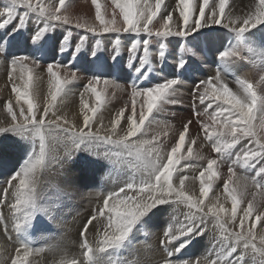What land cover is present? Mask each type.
Segmentation results:
<instances>
[{
    "label": "snow or ice",
    "instance_id": "snow-or-ice-1",
    "mask_svg": "<svg viewBox=\"0 0 264 264\" xmlns=\"http://www.w3.org/2000/svg\"><path fill=\"white\" fill-rule=\"evenodd\" d=\"M112 3L115 8L119 9V14L123 20L122 30L125 33L139 34L142 31L149 37L155 35L158 38L156 43L159 45V58L163 60L166 57L165 44L161 43L160 39H166L170 36L187 37L189 32L196 33L202 27L201 19L205 18V6L208 4V0H202V3L199 5V16L195 19H192V0H177V7L183 6L180 11V17L183 20L180 30L173 32L169 28V21L172 19V15L169 13L164 17V30H157L155 33L150 30L149 25L152 24L158 14H162L163 0H156L155 10L149 4V0H143L142 3L141 0H112ZM59 4L60 6H64L65 0H59ZM92 4L95 8V18L100 25L99 30L94 25L81 23L80 21L76 22L75 27L78 29L84 28L92 33H97V31L103 33H119L121 28L116 26L117 21L115 16L111 20H106L101 13L99 0H92ZM227 4L228 0H218L217 7L220 17H223ZM163 7L166 8L167 5H163ZM255 8V12L249 13L238 27L233 26L237 23L236 19H230L229 23L223 24L224 28L229 29L233 33L232 39L234 41V43H231L219 53V59L226 73L230 70L231 58L238 57L241 50H247L250 53L255 52L256 49L253 47V44L257 41L264 45V33H261L258 37L256 31H251L258 30L257 26L264 27V0H257ZM20 9H24L25 11L21 13ZM60 13L61 7L55 6L52 3L45 4L43 0H35V2L34 0H10V4L4 8L3 12H0V20H2L0 22V30H6L14 20H18V23L14 25L11 32L5 31V35L0 37V54L6 60L8 59L7 47L9 42L17 36H22L27 31V22L31 14H34L43 23V27L37 25L36 29L30 35V40L32 45L37 47V50L42 48L43 42L47 39L49 28L72 23L68 15H61ZM5 16L7 17L6 19H4ZM190 20L192 21L191 23ZM207 20H210L216 25H221L222 23V19L217 17L215 11L212 15L207 16ZM84 43L85 38L81 36L73 47L70 42V37L65 35L59 42L60 52L63 54L71 50V58L74 61L79 58ZM117 43L119 42L117 41ZM140 44V40L133 39L129 48L130 54L132 52H138ZM142 44L143 55L138 56L139 64L134 66L135 79L129 85L131 89L130 96L133 114L127 117L129 126L126 135L116 140H113L112 137L116 133L121 117L124 116V109H120L119 115L112 120V134L101 136L99 129L95 133L91 131L92 120L99 111L108 88L120 87L115 81L103 78L107 69L101 65L85 70L91 73L85 90L92 92L97 104L89 108L82 101V111L83 109H88L93 115L89 116L85 113L83 116V127L77 130L74 127L63 128L62 125L57 123L61 119L59 116L56 117V120H45L57 96L65 91L67 84L71 83V80L67 78V73L65 74V78L63 80L61 79L59 75L61 65L59 63H48L47 65V72L50 77L49 94L51 101L46 102L43 113L38 114V105L34 102L35 97L30 96L29 92L32 81V69L25 62L31 61L34 66H38L40 61L34 56H11L8 76L11 79L13 72L19 69L24 84L22 89L15 85L12 87V91L16 95L17 107H20L19 117L14 112L10 103L5 104V111L11 117V123L7 127H0V134L7 135L10 133L22 140L31 142L30 150L26 153V158L23 163L7 179V184L13 188L12 194L15 197V203L11 206L13 209V218L16 220L14 229L22 237L21 246L23 248L22 256L20 255V249H17V256L12 259V264H28V257L32 252V248L28 243V229L32 226L33 219L38 214L48 215V209L42 205L37 196L36 182L38 169L45 166L46 140L48 138L52 140L59 138L55 133V129H61L62 133L67 134L63 136V139L70 141L76 151L80 150L81 146H84L86 151H91L94 147H99L101 144L122 145L128 151V154L134 155L138 161L137 164L132 165L135 172L133 177L126 182L125 187L120 188L118 192H111L105 197L103 207L99 209V215L104 216L106 212L111 213V215L108 216V223L104 233L102 235L98 233L99 239L97 240L95 248L86 239L83 240L81 247L85 249L83 252L84 264H101L97 254H104L109 250H121L130 245L135 234L145 229L157 212L164 210L162 206L172 202L185 203L190 211L186 214L185 221L181 222L179 228L174 229L170 225L164 232L165 239L161 240V244L165 245V251L168 257H172L173 255L172 251H168L169 245H173L174 242L178 243V246H174V251L175 253H179L192 242L194 236H202L206 227V221L209 215H211L213 217V224L220 231V234L224 236L227 233L224 239L234 242L226 246V255H219L218 259L210 261L209 264H244L245 256L249 251L254 254V261L258 257L259 264H264V235H261L259 244H256L255 233L252 231L256 227V221H259L264 216V213L256 216V220L253 221L250 229L245 230L244 228L245 220L251 217L254 211L255 197L248 202L244 216L240 218L239 227L241 230L239 232H232L227 227L228 223L235 221L239 201L245 195L243 191L237 193L236 189L229 188L231 174H234L233 167L239 164L246 171L249 168L255 171L256 175L252 177L253 185L264 188V166H259L258 164V161L264 163V143L256 139L255 149H243L242 156L240 152L236 153V160L228 166L230 175L229 179L224 183V189L231 199L232 209L231 216L226 221L221 216L222 213H226V209L222 205L219 208L215 206L209 207L207 213H203L202 207L204 204L203 197L208 195L211 187L210 183H205L204 177L207 176L209 182L217 177V160L209 159L206 170L201 171L199 174L201 199L196 200L186 192L184 185L187 177L180 178L179 187H176L173 183L172 178L176 170V165L179 164L181 159L185 158L177 154L182 152L191 121L184 124L178 141L167 154L166 162H162L163 158L158 148H148L145 150L144 145L150 144L152 141L145 140L131 144L128 142L129 138L136 137L138 133L143 131L146 121L149 120L150 114L154 110H163V105L176 103V100L173 99L177 91L175 86L183 83V80L179 78L178 74L177 78L165 79L163 82L156 83L154 86L145 87L142 84H137L136 81L138 80H147L152 71L151 58L149 56V39H144ZM181 47L183 48L184 46L182 45ZM91 55L96 60L99 59L95 46L92 48ZM112 59L115 61L116 57H112ZM111 67L108 66L109 69ZM177 67L178 70H183L186 67V61L183 57L179 59ZM26 73L27 78L25 79ZM71 78H76V72L71 73ZM261 79L264 81V77ZM101 83H103L104 87L98 88L97 85ZM235 83L237 90L233 91L228 86V83L224 81V77L221 75L220 68L218 67L214 78L210 77L207 80L199 81L194 89V92L199 93L202 104L206 99L210 101L209 108L212 107V101L217 102L216 111L212 112L210 119L213 121V124L219 121L221 129H227L226 133L224 131L207 132L209 126L201 122V127L206 130V138L211 140L214 135H230L232 137L231 144L226 143L221 146L217 143L213 145V150L217 153H222L223 148L232 147L242 137H256V126L253 124V121L256 119L257 113L260 114L259 127L264 129V95H258L253 85L245 79L235 77ZM201 86H203L202 91L200 90ZM139 98L143 99V103L140 107L137 122L134 117L136 115V105ZM21 99L27 104V114H25L23 107L19 105ZM205 112H207V109ZM194 115L198 114L194 111ZM85 128L88 131H85ZM37 139L39 140L38 152L35 147ZM155 139L153 137V141ZM188 153L191 155V147L188 148ZM68 155H72V153L70 152ZM109 155V151H105L104 156L107 158ZM220 163H223V159ZM136 173L139 174L138 179ZM244 179L247 181L248 177ZM15 181H18V183L14 184L13 182ZM8 191V188L4 189L5 193ZM133 191L136 195L127 194ZM110 200L112 203H110ZM20 212H22V217L17 218L16 213ZM201 213L202 215H198ZM94 219H96L95 213L84 225V231L81 232L82 237L85 236L89 225ZM240 245L243 246V250L239 255H236ZM63 264H77V262L76 260H71L64 261ZM165 264H172V261L166 260ZM176 264H183V262L177 261Z\"/></svg>",
    "mask_w": 264,
    "mask_h": 264
},
{
    "label": "bare ground",
    "instance_id": "bare-ground-1",
    "mask_svg": "<svg viewBox=\"0 0 264 264\" xmlns=\"http://www.w3.org/2000/svg\"><path fill=\"white\" fill-rule=\"evenodd\" d=\"M77 1H79V2H77ZM34 2H35V0H34ZM43 2L45 4L52 3L55 6L61 7V13L60 14L61 15H65V14L68 15L70 17L71 21H72V23L69 24V25H60V26L55 27V28H49L48 29V33H50L53 29L55 30V32H58V31L60 32L61 31L62 34L64 32H66L68 34L67 36L70 37V42H73V45L76 44L79 41V38L81 36H83L85 38V42L86 41H92L94 43L93 46L96 47L98 55H99V49L98 48L100 47L99 45L103 44L105 42H107V43L112 42L113 43L115 40H117L118 42H120L122 44V45H118V47L120 48L119 50L122 53L123 51L121 50V48L129 50V48L131 46V41L133 39L140 40L141 41L140 45H141L142 48H143L142 41L144 39H149V41H150L149 56H151V58H153L155 56L158 58V64L160 66H157V67L161 69L160 72L152 73V77L155 80H160V78H162V76H163V80H164V77L176 78V77H174L175 70H176V69L174 70V67L178 69L177 66H178V63H179V59L182 58V57L185 59V61H186V70L187 71L186 70H185V72L183 71L184 74H185L184 77H183L184 78L183 79V83H180V84L175 86L177 91H176L175 96L173 97V99L176 100V103H178V102H180V103L175 104L173 109L171 108V105L170 106L166 105V107L169 106L168 107L169 109H172L173 111L176 112V115L167 114V116L169 118V122L168 123L170 125L173 124L178 129V131H180V132L183 131V127L180 125V123H182V125L184 126L185 123H188L189 121H191V124L189 125V132L186 134V136H187V140H188L189 143H190V141H192L191 142L192 145L190 146L191 149H192V153L190 155V158H188L187 160H191L189 162H191V163H193L195 165H192V166H189V167L186 168L185 167L186 164L183 165L184 163L181 162L180 165L177 168L178 171L175 174H173V178H172L173 179V183H174V185L176 187H179L180 186V179L179 178L184 176V172H189V173H193L194 172V174L199 173V172H201L203 170V169H201L202 166H204V164L206 162H208L209 159H215L218 162V167L216 168L217 177L213 178V180L211 182L208 181V177H207L206 179H204L205 183L206 184L212 183V184L224 185L225 181L229 179V175H230L229 172H228V166L229 165L227 166V163H220V161L215 157V155L211 151L212 149L210 148V146L209 147H205V145H204V147L203 146L201 147V146L198 145V140H194L193 141L194 137H196V138L198 137L199 138L200 136H203L205 139L209 140L208 138H206V130L201 127V122H203L204 124H207L209 126L208 129H207V132H212V131L220 132V131H223V130L219 129L221 127V124H220L219 121L216 123L218 126H214L212 124L213 121L210 119L212 112L216 111V103L217 102L212 101L211 102L212 103V107L208 109L210 101L206 99L204 101V103L202 104L200 102L199 93L198 92H194V89L196 88L197 83L199 81L207 80L208 76L214 78L215 75H216L217 69L219 67L220 71H221V75L224 77V81H226L228 83V86L230 87V89H232L233 91L237 90V85L235 83V77H240V78L245 79L248 82H250L254 86L253 87L254 90L259 95V91L257 90V85L264 84V81H262V79H261L262 77H264V66L261 69L262 72H258L257 73V71L259 69L258 65L260 63H262L264 65V55H262V54H264V45L260 44L259 41H257L256 43L253 44V47L256 49L255 52L250 53L247 50H241L238 57L231 58L230 70L227 73L225 72V69H224L223 64H222L221 61L218 64L216 63L217 58H219V56L217 57V55L216 56L213 55V53H215L216 50L219 47H222L225 44V40L227 41L225 45H230L229 42L234 43V41L232 39L233 33L230 32L229 29L224 28L223 24L229 23L230 19H236L237 23H236V25H233V26L234 27H238L240 24H242L243 19L246 18L249 13H254L255 12V10H256L255 5H256L257 0H228V4L225 7V13H224L223 17H220L219 9L217 7L218 0H208V4L205 6V13H206L205 18L201 19L202 27L200 29H198L196 33L189 32L187 37L170 36V37H168L166 39H163V38L160 39V42L165 44L166 57L163 60H161L159 58V51H158L159 45L156 43L158 38L155 37V35H153L152 37H149L146 33L142 32V31L139 34H136V33H125L122 30L123 29V20H122V17L120 16V14H119V9L114 7V5L112 3V0H99V3L101 4V13H102V15L104 16V18L106 20H111V19H113V16H115V19L117 21L116 26L121 28V31L119 33H116V32L103 33V32H99V31H97V33H92V32L87 31L84 28H79L78 29V28L75 27L76 22L80 21L81 23L87 22L86 24L94 25L99 30L100 25H99V22L95 18V8H94V6L92 4V0H65L64 6H60V4H57V2H55L54 0H43ZM142 2H143V0H141V3ZM175 2H176V0H163V5H167V7L165 8L162 5V14H158V16L153 20L152 24L149 25V28H150V30L153 33H155L157 30H164L163 29L164 22L161 21L162 16L163 15L167 16L169 13H173L171 9L173 7H175L174 6ZM88 3H89L90 6L88 5ZM155 3H156V0H149V4L152 6L153 10H155ZM200 3H202V0H192V5H193L192 19H195L196 17L199 16V5H200ZM9 4H10V0H0V12H3L4 8L6 6H8ZM91 8H94V10H90ZM181 9H182V7H181ZM23 11H25V10L24 9H20L21 13ZM214 11L216 12L217 17L222 19L221 25H216L213 22H211L210 20H207V16L212 15V13ZM171 15H172V19H171V21H169V28L173 32L179 31L181 25L183 24V20L180 17V12L178 13V15H176V13L175 14L173 13ZM164 16H163V18H164ZM6 18L7 17L5 16L4 19H6ZM0 22H2V20H0ZM191 22L192 21L190 20V23ZM37 25H39L40 27H43V23L39 19H37L34 14H31L30 15V19L27 22V30L34 31L35 30L34 28L37 27ZM257 29L258 30H251V31H256L257 32V36L259 37L261 33H264V27L257 26ZM6 30H4V31H6ZM4 31L1 33V37H3L5 35ZM222 32H224L225 34H223ZM51 34H52V32H51ZM62 34L57 35V37L55 35L50 37L51 38L50 41H52L51 44H53V45L51 47H48L45 51H44L43 47L39 48V50H37V47H34L29 40L24 38V40H23L24 44H23V46H21V48H23V50L26 52V54L28 56H34V57L38 58L39 61H40L38 66H34L31 61H26L25 63L28 64L30 69L34 70L36 68L37 69V75L42 80L50 81V77H49V74L47 72V65H48V63H50V59H56V57H59V59H58L59 61L58 62H60V65H61V67L59 69V75H60L61 79H64L65 78V74L67 73V78L68 79H70L72 82L75 81L77 83H80L81 79H82V75H80V74H83V76L86 78V83L85 84L87 85L88 84V79H89V77L91 75L87 71L84 70V66L83 65H87V66L89 65V68L90 67H98V66H100L99 63H96L98 60H96V58L92 57V55H91V51H92L93 46H91V47L89 46V52L86 49L84 50V48H87V47H85V44L82 46V50L83 51H81V54L79 56V59H80L79 63L82 66V68L81 69L79 68L77 70V72H76V71H74L72 69H69L66 65H65L66 67L63 65L65 62H69V63L73 62L72 58H71V55H68V53H64V54L58 55L57 54L58 50L55 49L56 46H54V45H56V44L60 45L59 42L64 37ZM182 45L184 46L183 48L181 47ZM19 47H20V45L18 43H16L14 46H11V47L7 48V51H8V54H9L8 55V59L12 55L19 54ZM112 49H116L117 50V48L116 47L114 48L113 46H112ZM141 52H143V49H142ZM256 58L259 60L258 65L255 63ZM127 59H128V63H135V59L136 58L131 61V57L128 55ZM5 61H6L5 58L0 57V65L6 64ZM124 61H125L124 59H121V60L118 59V62H120V63H122ZM90 62H92V63H90ZM54 63L55 62H53V64ZM101 65L105 69H107L106 73L110 74V77H112V73H113V75H116V76H113V77H116L114 79L118 80V81H116V84L120 85V87H109L105 94L114 95V96H120L119 100H120L121 104L125 102L124 105L132 108V102H131V96H130L131 89H130L129 85L132 83V81L135 79V77L127 69H125L124 67H121L122 66L121 64L120 65H113V64H111V62L110 63L104 62ZM152 65H155V69H156V63L154 62ZM108 66H112V67L109 69ZM171 70H172V72H171ZM7 71L8 70L5 67H3L0 70V75L2 76V78H3V76L5 74H8ZM72 72H76V78L75 79L71 78V73ZM26 75H27V73L25 74V76ZM19 76H21V72H20L19 69H16L13 72V77L12 78L19 77ZM32 77H33V75H32ZM128 78L130 80H128ZM4 79H2V81ZM180 79H182V77ZM13 80L15 81V79H13ZM8 81H10V80H8ZM129 81H130V83H129ZM36 84L38 85L39 83H36ZM20 85H19V87L21 88L22 85L21 86ZM15 86L18 87V82L17 81L15 82ZM32 86H33V84H32ZM97 87L98 88H103L104 85H103V83H101V84L97 85ZM47 89H48L47 86H40L39 87L40 93L41 92H46ZM200 90L201 91L203 90V86H201ZM48 91H49V89H48ZM71 91L79 93L78 90H76V89L75 90L71 89ZM85 91L82 90L80 92V96L82 94L84 95L85 93H83V92H85ZM113 92L114 93L119 92L120 94L117 93V95H116ZM30 93H32V92H30ZM43 95H45V97H47L46 94H43ZM78 95L79 94H77V96ZM91 97H92V95L90 96V98ZM92 99H94V98H92ZM139 99H141V101H143L142 98H139ZM47 100H49V99H47ZM70 100L67 99V101H70ZM1 101H2V98H1ZM58 101H59V99H58ZM43 102H45V101H43ZM104 102H106V101H104ZM40 103H39V105H40ZM76 103H77V101H76ZM186 103L191 106V109L193 111L195 110V113L198 114V111L200 110L201 114L194 115V112H192L190 110V108L186 109V107H184L182 105V104H186ZM75 107H77V106H75ZM131 108H128V109L132 110ZM163 108H164V106H163ZM62 109L64 110V113H63L64 116L65 115L68 116L71 113L69 118H73L75 120H76L77 117H79L81 115V114L80 115L77 114L78 112H76V109H74V107L73 108H70V107L69 108H67V107L65 108V106H64V108H63V106H62ZM205 109H207V112H205ZM154 122H156V120H154ZM150 123H149V125H150ZM161 123H159V124H161ZM163 123H164V121H163ZM103 124L108 126L109 129H111L112 120H104ZM253 124L256 126L255 127V131L257 133L256 137H253L254 142L256 141V139H259L261 143H264V129H261L259 127V125H260V114L259 113H257L256 119L253 121ZM154 127H156V126H154ZM96 128L97 127H95V129ZM150 129H153V128H150ZM158 129H160V128H158ZM56 134L58 135L59 138L55 140L56 143H54V141L52 139L50 140L51 144L49 143V145L51 147H49V145H47V147H46L45 160L53 159V158L57 157V154H58L59 157L62 155V157L64 158V156H65V154H64L65 152L63 153L62 149L65 146L68 147V145L70 143L69 142H65L64 139L62 138V136L60 135V133H56ZM110 134L111 133L107 132V133H101L100 135L101 136H107V135H110ZM116 134H117V132H116ZM148 137H150V136H148ZM112 138L115 139V136L113 135ZM135 138L136 137H134V140H135ZM176 138H177V136H176ZM211 140H213V142L216 143V144L218 143L220 145H223V144H226V143L227 144L230 143V140H232V137L230 135H222V136L214 135ZM140 141H145V139H142ZM140 141H138V142L135 141V142L139 143ZM157 141H159V140H155V141H152V142L153 143H157ZM166 141H168V140H166ZM166 141L160 142V144H158V145L156 144L159 148L157 146L151 145L153 143L146 144V145H144L145 150H147L148 148H158L160 150V155L163 158L162 162H165V158H167V154H162L161 152L162 151H167V152L171 151L170 149L172 147H174L175 143H176V141H171V140L169 142H166ZM13 142H12V139L9 137V143H10L9 148H12V143ZM210 144H212V143H210ZM236 144L240 145L238 143H236ZM244 146L239 150V152L241 153V156L243 154L242 150L243 149H248L246 147V145H244ZM188 148L189 147L183 146L182 152L179 153V154L181 156L188 155L189 154L188 153ZM108 149H110V148H108ZM59 150H60V152H58ZM237 152H238V150H237ZM221 154H222V158L225 157L227 159H230L229 163H231L234 160H236V152H235V150L234 151L233 150H226L224 153L222 152ZM218 157H219V155H218ZM185 158L182 159V161L186 160ZM124 159H123V161H124ZM195 159H197V160H195ZM135 162L132 161L131 163H135ZM124 163H125V161H124ZM259 164H261V163H259ZM122 165H123V163H122ZM199 165H201V167ZM45 166H46V173L45 174H47V175H44V178H42L43 182L51 180L52 182H55V183L57 182V183L62 184L63 187L71 189L73 192L81 191V189L83 187H86V185H87V183L89 181V178H90V176H88L87 173L95 172V167H89V166L88 167H84L83 171L82 170L79 171V167L74 166V165L70 164L69 162H67L66 158L61 160V162L60 161L56 162L55 160H52V161L46 163ZM239 168H242L243 170H245V168L243 166L239 165V164H237V165H235L233 167V173L234 174H231V180L229 181V188L230 189L234 188V189H236V191L238 190L239 192H241V191L244 190V188H248V189L251 188L247 184H251L253 187H255V185H253V183H252V177L255 176L251 172L253 170L249 168V169H247V171L245 173L241 174L240 173L241 170ZM51 172H52V174H51ZM249 172H250V174L252 176L248 175ZM38 173L39 172L37 171V174ZM41 176H43V175H41ZM193 176H195V175H193ZM196 176H197V174H196ZM184 177H187V179L185 180V185H184L186 192L188 194L192 195L196 200L201 199L200 190L198 188V181L199 180H197L196 177L192 178V176L188 177L187 175H185ZM245 177H248L247 181H245V179H244ZM238 179L241 182L236 183V182H238ZM41 184H42V182L39 185H41ZM245 184L247 185L246 187H245ZM42 185H44V184H42ZM106 187L111 189L109 184ZM220 187H223V186H220ZM257 188L260 191L264 192V188H261V187H257ZM1 189L2 188H0V190ZM10 189H12V188H9V190ZM37 189H38V187H37ZM119 189L116 192H118ZM94 190H95V185H94V188L91 191H94ZM114 190H116V187L112 188L111 192H113ZM239 192H237V193H239ZM0 193H1V191H0ZM52 194L54 196H59V195L63 194V192L58 190V189H54ZM101 195H102V193H101ZM130 195L134 196V195H136V193L133 191V192L130 193ZM243 197H245V195ZM86 198H89V197L82 198V199H85L84 200V204L85 205H86V201H87ZM90 198H92V197L90 196ZM98 198H99V204H98V206H96V209H97V211H96L97 212L96 219H94L92 221V223L88 227V230L85 233V236L82 237V238L86 239L89 242V244L92 245V246H93V244H92V242L89 239L90 236H93L95 239L96 238L99 239L98 233L101 234V235L104 233L106 225L108 223V216L111 215V213H108V212H106L107 214H105L104 216H100L99 215V208H101V206L103 205L102 204L103 195L100 196V197H97V199ZM2 199H4L3 205L1 204L2 205L1 209L3 210V214H4L5 210H13L12 207H10V202H15V197L12 195V192L9 191V192L5 193V196H4V198L2 196ZM250 200H252V198L246 196L245 199H244V205L247 204V206H248V202ZM110 203H112L111 200H110ZM229 203L230 202H227V204H229ZM210 204L211 203L208 202V201L204 202V204L202 206L203 207V213H207L208 212V211L206 212V210H208V206ZM95 205H97V204H93V206H95ZM182 205H183V203H180V202H172V203L163 205L162 208L164 210L162 212H157L152 217L153 225L151 224L152 227L150 228V235L153 234L154 230L158 229L157 232L155 233V236L154 237L150 236V239H147L146 241H144L142 243L141 242H137L136 246L135 245L133 246V248H132L133 250L130 251V255L131 256H135L134 254H136L138 257H142L150 248V240L152 242V247L150 249V252L156 251L157 255H158L159 251L162 252V248H165V245L162 246L163 244H161V240L165 239L163 233L165 232L166 226L168 224H170V225L173 226L174 229H176V228H179L181 226V222L185 221V217L186 216L184 214H181L180 219L177 220L176 222H173L174 219H175L176 211L179 208H182V207H184V209H185V207L187 206L186 204L184 206H182ZM255 205H257V204H255ZM61 206L62 205H60V206H58V205L51 206V213H54V212H57V211H63L62 209H60ZM173 206H174V208H173ZM87 209L90 210V208H87ZM92 210L95 211L94 209H92ZM70 212L75 214L74 211H70ZM255 212H256V210H255ZM12 213H13V211H12ZM187 213L188 212L186 211V214ZM20 214H21V212H20ZM75 215H77V214H75ZM200 215H202V213ZM12 216L13 215H11V218H12ZM18 216H16V217H18ZM90 216L92 217L93 215L91 214ZM90 216H88V217H90ZM210 217L211 216L209 215L208 219H210ZM43 218H45L46 220L48 219L46 216H44ZM2 219H4V217L1 215L0 216V226H1V230L3 229L5 231V233L3 234V239L6 240L7 244H6V242L4 243L3 241H0L1 242V247L5 248L6 253H9V249L13 245L16 244V243H13V242H21L22 237L20 235H18V233L15 231L13 224L10 223L11 225H13V226H11V225H9V222H5ZM81 220H83V219H80V222H81ZM33 221H34V219H33ZM84 221L81 222L80 224L82 225V223L86 222V221L85 222ZM77 222L78 221H73V223H71V226L69 225V222H68L66 227H65L64 225H61V224H57V223H52V222L46 221L47 225L45 227H46V229L51 230V232L42 231V235H39V237L36 236V233H35V231L38 230V227L37 226H33V231H32L33 235L32 236L30 234V228L31 227H29L28 233H27L28 237H29L28 243H29V246L32 248V252H31L30 255L35 256L36 259H39L41 256L42 257L52 256L53 260H56V258L59 257L61 264H63L64 261H71V260H76L77 264H82V262L79 261V258L81 257L82 261L84 262L83 252L85 251V249H83L81 247L82 242H81V240L78 237L79 236L78 233L74 229V226L76 225ZM81 225H79V226H81ZM262 229H264V228H262ZM151 230L153 231L152 234H151ZM82 231H84V226H83L81 232ZM259 231H260V234L263 232V231L261 232V230H259ZM81 232H80V234H81ZM158 232H159V234H158ZM88 233L90 235L89 237H88ZM144 234H146V233H144ZM14 237H15V239H14ZM94 238H92V239L94 240ZM134 239H136V238H134ZM195 242L196 241L194 240V244H195L193 246L194 254H196V255H202L203 254V256H204L205 254H207L209 252V246H211V245L209 244L210 242L208 243L209 245L205 244V243H207L205 236H204V239H203V235L199 236V239L197 240L196 243ZM174 244H175V242H174ZM191 244H192V242H191ZM169 246L173 247V245H169ZM3 248L1 250H3ZM17 248L20 249V247H17ZM168 249H170V248H168ZM37 250H39V251H37ZM170 251H172V250L170 249ZM21 252L23 253V249H22V251H20V253ZM80 253H82V254H80ZM123 253L127 254V251L123 250ZM173 253H175V252H173ZM39 254L41 255L40 257H39ZM78 254H80V257H79ZM219 255H220V253H219ZM121 256H122V254H121ZM209 256H210V253H209ZM106 257L107 256L105 254H102L101 256L98 257V259H100V261H101V264H107L106 262H104V261H107ZM175 257H178V255L177 256L175 255ZM212 257H214V256H212ZM202 258L203 257H201V259ZM215 258H216V256H215ZM40 259H42V258H40ZM59 259H57V260H59ZM44 260L45 259H42L41 261L46 262ZM43 262H42V264H43ZM50 263H51V260H50ZM108 264H110V263H108ZM246 264H252V261H249Z\"/></svg>",
    "mask_w": 264,
    "mask_h": 264
},
{
    "label": "rangeland",
    "instance_id": "rangeland-1",
    "mask_svg": "<svg viewBox=\"0 0 264 264\" xmlns=\"http://www.w3.org/2000/svg\"><path fill=\"white\" fill-rule=\"evenodd\" d=\"M54 1L57 2V4H59V0H54ZM77 2H79V1H77ZM88 5H89V3H88ZM174 6L175 7H173L171 10H172V12L174 14L176 13V15H178V13L182 10L181 7H183V6L181 5L178 8L177 7V0L174 3ZM90 10H94V8H91ZM173 13H171V14H173ZM163 16H162V19H161L162 22H164ZM164 17H166V15ZM16 23H18V20H14L11 24H9V26H8V28H7L6 31L7 32L8 31L11 32L12 28L14 27V25ZM83 23H87V22H83ZM34 29H36V27ZM3 31L4 30H0V37H1V33ZM28 31L29 30L25 31L22 36H17L16 38H14V40L12 39L9 42L7 48H9L11 46H14L16 43H18L20 45V47H19V54H17V55H27L26 52L23 50V48H21V46H23V44H24V41H23L24 38H27V40H29L31 42L30 35H31V33L33 31H29V32ZM51 32H52V34H51ZM51 32L50 33L47 32V39L43 42V49H44V51L48 47H51L53 45V44H51L52 41H50V39H51L50 37H52L53 35H55L57 37V35L62 34L61 31L60 32L59 31L58 32H55L54 29ZM222 33L225 34L224 32H222ZM62 35L65 36V35H68V34L66 32H64ZM226 42L227 41L225 40V44H226ZM71 44H72V46H75V44L73 45V42H71ZM84 44H85V47H87V48H84V50L86 49L88 52H89V46L91 47V46L94 45V43L92 41H86ZM225 44L222 47H219L216 50V52L213 53V55H215V56L217 55V57H218L219 56V53L221 51H223L225 48H227V46H229V45H225ZM229 44H231V42H229ZM118 45H122V44L120 42L117 43V40H115L113 43L112 42H110V43L105 42L103 44H100L99 45L100 47L98 48L99 49V55L98 56H99V59L100 60L98 59V61L96 63H99L100 66L104 62H108V63L111 62V64H113V65H120L121 64L122 65L121 67H124L125 69H127L135 77L134 66H136V65L139 64L138 63L139 62L138 56L139 55H143V52H141L143 48L141 47V45H139V51L138 52H132L131 54H129L130 53L129 50L128 49H124V48H121V50L123 51L121 53L120 50H119L120 48L118 47ZM54 46L57 47V48L55 47V49L58 50L57 51V54L58 55H61L62 53L60 52V45H57L56 44ZM112 46L114 48L116 47L117 50L116 49H112ZM81 51H83V50H81ZM65 53H68V55H71V50H69L68 52H65ZM128 55L131 57V61L136 58L135 59V63H128V59H127ZM113 56L116 57L115 61H113V59H112ZM0 57H3L4 58V56L2 54H0ZM10 58L5 61L6 64L0 65V70L3 67H5L9 71V61H10ZM150 58H151V56H150ZM58 59H59V57H56V59H50V63L55 62L54 64H56V63H59L60 64V62H58L59 61ZM118 59L119 60L124 59L125 61L122 62V63H120V62H118ZM79 61H80V59L78 58V59H75L73 62H70V63L69 62H65L64 64L62 62L61 63L64 66L66 65L69 69H72V70H74V71L77 72V70L79 68L80 69L82 68V66L80 65ZM154 62L156 63V69H155V65H152ZM219 62L220 61L217 58L216 63L218 64ZM258 62H259V60L256 58L255 63L257 65H258ZM130 65H132V66L130 67ZM83 66H84V70H86V69L89 68V65L88 66L87 65H83ZM157 66H160V65L158 64V58L155 56V57L151 58V68H152V71H151L149 77L147 78V80H138L137 81V84L139 83V84H142L145 87H148V86H154L156 83H160V82H163L165 79H168L169 77H164V80H163V76H162V78H160V80H155L152 77V73H154V72H160L161 71V69L158 68ZM263 66L264 65L262 63H260L258 65V68L259 69H258L257 73L258 72H262L261 69H262ZM174 70H175L174 77L177 78V76L179 74V76H180L179 78L182 77V80H183L184 79L183 77L185 75L184 72L186 70V67L183 70H178L177 68L174 67ZM171 72H172V70H171ZM88 73L91 75L90 72H88ZM32 75H33V77H32V81H31V85H30V89H29L30 91L29 92H32V93H30V96H34V97L36 96L34 102H36V104L38 105V113L41 114V113H43V110H44V107L46 105V102L51 101V96H49L50 95L49 94L50 93V89H49V82L50 81H44V80H42L37 75V69L36 68L34 70L32 69L31 76ZM80 75H82V79H81V82L80 83H77L75 81L74 82L71 81V83H69V85L67 84L65 86V91L60 94L61 96L60 95L57 96L56 101L52 105L54 108L51 106V110L49 111L47 117H45L46 121L49 120V119L56 120V117L59 116V117H61V119L59 121H57V123L60 124V125H62L63 128H73L74 127L75 129L79 130L80 128L83 127V116H84V114L86 113L89 116H92L93 115L88 109H83V111H82V101H83V103L87 104L89 106V108L95 106L97 104V101H96V98H95V96H93V94H92L91 91H85L84 90L85 89V86H86V84H85L86 83V78L83 76V74H80ZM113 76H116V75H113V73H112V77H110V74H107L106 71H105L103 78L104 79H108L110 81H115V82L118 81L117 79H114L116 77H113ZM26 78H27V75L25 76V79ZM208 78H210V76H208ZM2 79H4V80L2 81ZM13 79H15V81ZM8 80H10V81H8ZM128 80H130V79L128 78ZM16 81L18 82V87L21 84L22 86L21 85L20 86H21V88H23V84H24L23 82H24V80L21 79V76L10 79L9 76H8V74H5L3 76V78L0 75V82H1L0 83L1 84L0 85V94H1L0 95V127H7L8 124L11 123V117L5 111V107H4L5 104L10 103L11 106L13 107L14 112L19 117L20 107H17L16 95L12 91V87H13L12 85H15V82ZM36 83H39V84L37 85ZM129 83H130V81H129ZM32 84H33V86H32ZM39 85L40 86H47L48 89H49V91L47 89L46 92H41L40 93V90H39V87L40 86ZM71 89H74V90L76 89V90H78L79 93L72 92ZM82 90L85 91V92H83L85 94L80 96V92ZM257 90L259 91V95H264V84L257 85ZM117 93L120 94L119 92H116L114 94L117 95ZM43 94H46L47 97H45V95H43ZM77 94H79V95L77 96ZM91 95H92V97L90 98ZM119 97L120 96H114V95H107V94H105L104 100H103V102H102V104L100 106V109L95 114V117L92 120V124H91V128L92 129H91V131L94 130L93 132L95 133L97 131V129H99V134H101V133H107V132L108 133H111V129H109L108 126L104 125L103 124V121L104 120H113L115 117H117L119 115L120 109H124V116L121 117V119H120V124L121 125L119 124L117 126V129H116V132H117L118 135L115 133L116 134V135H114L115 136V139L114 138L113 139L116 140V139H119L120 137H123V136L126 135L127 128L129 126L128 125L127 117L130 116V115H132L133 113H132V110H129L128 109V108H131V107H128V106L124 105L125 102L121 104V102L119 100ZM1 98H2V101H1ZM92 98H94V99H92ZM47 99H49V100H47ZM58 99H59V101H58ZM67 99H69V100L71 99L72 101L71 100L70 101H67ZM22 100L19 101V104L21 103L20 106L22 105L21 107H23V109L25 111V114H27V104H25L24 103V100L23 101ZM43 101H45V102H43ZM76 101H77V103H76ZM104 101H106V102H104ZM39 103H40V105H39ZM142 103H143V101H141V99H138L137 105H136V115L134 117V119H136L137 122H138L139 111H140V107H141ZM178 103H180V102H178ZM178 103H175V104H178ZM175 104H171V103L165 104V105H163L165 109L163 108V110H154V112L152 114H150L151 117H149V120L146 121L145 126L143 128V131L141 133H138L137 134L135 140H134V137H132L131 139L129 138V141L130 142L129 141L128 142L131 144V143H133L135 141L138 142V141H140L142 139H145L146 141H153V137L154 136L156 138L155 140H159V141H157V143H153V142H152L153 144L150 143L151 145H154V146H157L158 144H160V142H164L166 140H168L166 142H169L170 140L177 142L178 141V138H179L178 135L180 134V131H178V129L173 124L170 125L168 123L169 122V118L167 116V114L176 115V112L172 110ZM74 105L77 106V107H75ZM166 105H169V106L171 105V108L172 109H169L168 108L169 106L166 107ZM182 105L184 107H186V109L187 108L188 109L190 108V110L192 112L195 111V110L193 111L191 109V106L189 104H187V103L186 104H182ZM62 106H63V108H64V106H65V108L66 107L67 108H69V107L70 108H73L74 107V109H76V112H78L77 114H79V115L81 114V115L79 117H77L76 120L73 119V118H69V116H70L71 113L68 116H66V115L64 116V114H63L64 113V110L62 109ZM208 109H209V107H208ZM198 114H201V111L200 110L198 111ZM64 120L67 121V123H65ZM154 120H156V122H154ZM163 121H164V123H163ZM149 123H150V125H149ZM159 123H161V124H159ZM180 125L183 127L182 123H180ZM213 125L214 126H218L217 124H213ZM154 126H156V127H154ZM53 127H55V126H53ZM95 127H97V128L95 129ZM149 127L150 128H153V129H150ZM111 128H112V124H111ZM158 128H160V129H158ZM219 129L220 130H223L225 133L227 132V129L226 130L225 129H221V127ZM84 130L85 131H88L87 128H85ZM55 132L56 133H60V135L62 136V138H63V136H66L67 135L66 133H62V130L61 129H55ZM148 136H150V137H148ZM176 136H177V138H176ZM9 137L12 139V142L14 141L12 143V148H9V146H10ZM194 138H193V141L194 140H198V145L199 146H201V147L202 146L204 147V145H205V147H209L210 146V148L212 149L211 151L213 152V154L215 155V157L219 161H221L223 159V163H227V166L228 165H231L233 163V162L229 163L230 159H227L225 157L222 158V154L221 153L218 154L217 152L213 151V145L216 144V143L213 142V140H207L203 136H200L199 138L198 137L197 138L194 137ZM50 140H51V138H48L46 140V147H47V145H49ZM53 141H54V143H56L55 140H53ZM64 141L70 143L68 145V147L65 146L62 149V152L63 153L65 152L64 153L65 154L64 158L62 157V155L59 157L58 154H57V157H55L53 159H47V160H45V165H46V163H48V162H50L52 160H55L56 162L57 161H60L61 162V160H63V159L66 158L67 162H69L70 164H72L74 166L79 167V171H81V170L83 171L84 170V167H88L89 166V167H95V172H93V173H91V172L87 173V175L90 176V178H89V181L90 182L89 181H88V183L86 182L87 183L86 187H83L81 189V191L73 192L71 189H68V188L63 187L62 184L57 183V182L56 183L55 182H52L51 180H48V181L43 182V179L42 178H44V175H47V174H45L46 173V166H44L43 168H40L38 170V172L40 174L39 173L37 174L36 193H37V196L39 197V200L42 203V205L48 209V215L46 216L48 219L46 220L45 218H43L45 215L43 216L42 214H38L34 218V221L32 223L33 225L30 228V234H31V236L33 235L32 234L33 226H37L38 227V230L35 231L36 236H38V237H39V235H42V231L51 232V230L46 229V227H45L47 225L46 224V221L52 222V223L61 224V225H64L65 227H66V225H67L68 222H69V225L71 226V223H73V221H78L79 223L78 222L76 223L77 226L75 225L74 226V229L78 233V235H79L78 237L81 240V242H83L82 240H84V238H82L80 232H81L83 226L90 219V217H91L90 215L91 214L94 215V212H95V215L97 216L96 206H98V204H99V198L97 199V197H100V196L103 195V198H102V204H103V201H104L103 199H105V197L108 196L109 192L111 193V189L112 188H115L116 187V190H114L116 192L119 188L125 187L126 182H128L133 177L134 172H135L134 171V168H132V165L137 164L138 161L136 160V158H135L134 155H129L128 154V151L126 149H124L122 145L120 147V146L115 145V144H112V145L111 144H101L99 147H94L91 151H86L84 149V146H81V149L78 150V151H76V150H74V147H73V145L71 144L70 141H67L65 139H64ZM231 141L232 140H230V143H228V144H231ZM191 142L192 141H190V143L188 142L187 136H186L185 144L183 146L190 147L192 145ZM210 143H212V144H210ZM237 143L240 144L241 146L235 144L232 147L223 148L222 152L224 153L226 150H233V151L235 150V152L238 153L239 150L244 145H246L247 148H252V149H255L256 148V143L254 142L253 137H242ZM30 145H31V142L30 141L22 140L21 138L16 137V136H14V135H12L10 133L7 134V135L0 134V188H2L0 190L1 191V193H0V216L2 215L4 217V219H2V220L5 221V222H9V225H11V224L15 225L16 220L13 218V216H12L13 219L11 218V215H13V213H12L13 210H5L6 212L4 211V214H3V210L1 209V206L3 205L4 199H2V196L4 198V196H5L4 189L5 188H8V189L9 188H12V187H10L7 184V179H8V177L15 170H17L21 166V164L23 163L24 159L26 158V153L30 150ZM35 147H36V150L38 152L39 151V140L38 139L36 141ZM49 147H51V146L49 145ZM108 148H110V149H108ZM237 150H238V152H237ZM105 151H109L110 152V155L107 158L104 156ZM58 152H60V150ZM70 152L72 153V155H68V153H70ZM168 152L167 151H162L161 153L162 154H168ZM177 155L181 156L179 153ZM218 155H219V157H218ZM184 157H186L185 158L186 160H184V161H182V159L180 160L179 164L176 165V170H175V172L173 174H175L178 171L177 168H178V166L180 165L181 162L184 163L183 165L186 164V166H185L186 168L189 167V166L195 165V164L189 162L191 160H187L188 158H190V155L189 154L186 155V156H184ZM123 159H124L125 163H124ZM131 160L133 162H135V161L136 162L135 163H131L132 162ZM166 160H167V158H165V162H166ZM195 160H197V159H195ZM122 163H123V165H122ZM207 163L208 162H206L204 164V166H202V168H201L204 171L207 168ZM259 163L260 162L258 161V164ZM261 164H259V166H264L263 165L264 163H261ZM199 166L201 167V165H199ZM239 169L241 170V172L239 171L241 174H243V173L246 172V170H243L242 168H239ZM251 172H252L253 175H256V173L254 171H251ZM199 173H196L197 174V176H196V174H194V172L193 173L184 172V176L185 175H187L188 177L189 176L190 177L192 176V178H195L196 177V179L200 181V179L198 178L199 177ZM51 174H52V172H51ZM41 175H43V176H41ZM193 175H195V176H193ZM248 175L252 176L250 174V172L248 173ZM136 176H137V179H138V177H139L138 173H136ZM206 178H207V176L204 177V179H206ZM199 181H198V188L200 190V184H199L200 182ZM41 182L44 185H42V184L39 185ZM239 182H241V181H239V179H238V182H236V183H239ZM13 183L14 184L15 183H18V181H15ZM108 184L111 187V189L106 187V186H108ZM210 184H211L210 192L206 196L207 198L206 197H203L205 199V200L204 199L203 200H204V202L205 201H208V202L211 203L208 206V208L209 207H212V206H215L216 208H219V206L222 205L226 209V213H222L221 216L225 220L226 219L228 220L230 218V216H231V209H232L231 199L226 194L225 189H224V185L212 184V183H210ZM94 185H95V190L94 191H91L94 188ZM247 185H249L251 188L250 189L244 188L243 192L245 193V197L246 196L247 197H250V198H252V200H253V197H255V204H257V205H255L256 208L254 207V211L252 213V216L251 217H248L245 220V223H244L245 230L251 228V225H252L253 221L256 220V216L257 215H259L261 213H264V192L260 191L256 186L253 187L251 184H247ZM220 186H223V187H220ZM37 187H38V189H37ZM54 189H58V190L62 191L63 194H61L59 196H54L52 194V192H53ZM9 191H11L13 193V188L10 189ZM237 192H239V191L237 190ZM101 193H102V195H101ZM130 193L131 192H128L127 194L130 195ZM90 196L92 198H90ZM84 197H89V198H86L87 199L86 205L84 204V200L85 199H82ZM245 197L241 198L240 201H239V204H238V207H237V213H236V219H235V221L230 222V223L227 224L228 229L230 231H232V232H239L241 230L240 227H239V225H240V218L242 216H244L245 209H247V207H248L247 204L244 205V199H245ZM227 202H230V203L227 204ZM12 203L14 204L15 202H10V207L13 205ZM92 203L93 204H97V205L93 206ZM56 205H58V206L62 205L60 207V209H62L63 211H57V212L51 213V206H56ZM184 205H185V203H183L182 206H184ZM101 207H103V205ZM87 208H90V210L87 209ZM173 208H174V206H173ZM92 209H94L95 211H93ZM255 210H256V212H255ZM70 211H74V213L77 214V215L71 213ZM186 211L187 212L190 211L187 206L185 207V209H184V207L179 208L176 211V213H175V219H174L173 222H176L177 220H179L181 214H184L186 216ZM207 211L208 210H206V212ZM105 214H107V213H105ZM198 215H200V214H198ZM16 216H18L17 218H21L22 217V212H21V214L20 213H16ZM88 216H90V217H88ZM263 217L264 216H262L259 221H256V227H255V229H252L253 232L255 231L254 233H255V243L256 244H259L261 235H264V229H262V228H264V225H263L264 224V218ZM80 219H83V220H81V222H83L84 220L86 222L84 221L85 223H82V225H81L80 224L81 223L80 222ZM151 224L153 225L152 219H151L150 223L145 227V229H143V230H141V231H139V232H137L135 234L134 238H136V239L133 238L132 241H131V243H130V245L126 246L124 249H121V250H109L107 253H104L107 256L106 259L108 261V262L107 261H104V262H106L107 264L108 263H110V264H165V261L166 260H171L172 261V264H176L177 261H182L183 264H197V263L198 264H209L210 261H213V260L218 259L219 253H220V255H226V246L229 243H233L234 242V241H231V240L224 239V236H226L227 233H225L224 236H222L220 234V231L214 226V224H213V217L211 216L210 219H208L206 221V227L204 229V233L205 234L203 233V239H204V236H205L206 237V242H207L205 244H207V245L210 244L211 246H209V252L207 254H205L204 256H203V254L202 255H196L193 252V249H194L193 246L195 245L194 244V240L197 242V240L199 239V236H194L192 238V244L190 243L185 249L181 250V252H179V253H173L172 257H168L167 256V252L165 251V248H162V252L159 251L158 252V255H157L156 251L150 252V249L152 247L151 240H150V248H149V250L142 257H138L136 254H134L135 256H131L130 255V251L133 250L132 248H133L134 245L136 246L137 242H141L142 243V242L146 241L147 239H150V236H152V237L155 236V233L157 232L158 229L154 230V232L151 230V234H152V232H153V234L150 235V228L152 227ZM13 225H11V226H13ZM79 225H81V226H79ZM169 226H170V224H168L166 226L165 231L168 229ZM259 230H261V232L262 231L263 232L260 234V231ZM159 232H158V234H159ZM4 233H5V231L3 229L1 230V226H0V241H3L5 243L6 240L3 239V234ZM144 233H146V234H144ZM163 235H164V233H163ZM89 236L90 235L88 233V237ZM92 238H94V237L93 236H90L89 239L92 242L93 246L95 247L96 244H97L98 238H96V239L94 238V240ZM14 239H15V237H14ZM13 243H16V244L13 245L14 247L12 246L10 249L8 248L9 249V253H6L5 248L1 247V242H0V254L2 253L0 255V264H12V259L17 256V251L16 250L19 249L17 247H20V251H22L23 248L21 246V242H13ZM6 244H7V242H6ZM162 246H164V245H162ZM174 246H178V243L173 244V247L168 246V248H170L173 252H175L174 251ZM2 248H3V250H1ZM170 249H168V251H170ZM239 249H238V251L236 253L237 255H239L240 252L243 250V246L240 245ZM123 250L124 251H127V254L123 253ZM209 253H210V256H209ZM20 254H21V256L23 255L22 252ZM80 254H82V253H80ZM80 254H78L79 257H80ZM121 254H122V256H121ZM97 255H98L97 257H99L102 254H97ZM175 255L176 256L178 255V257H175ZM40 256L41 255L39 254V257ZM212 256H214V257H212ZM215 256H216V258H215ZM253 256H254V254L251 253V251H249L246 254V256H245L244 264L248 263L249 261H252V264H259V258L257 257L255 259V261H254L253 260ZM201 257H203V258L201 259ZM40 258L45 259L44 261H46V262L41 261L42 259H40ZM40 258L39 259H36L35 256L29 255V257H28V264H42V262H43V264H53V263L54 264H61L59 257H57L56 260H53V257L52 256H45V257H42L41 256ZM57 259H59V260H57ZM50 260H51V263H50ZM79 261H81L82 264H84V262L82 261L81 257L79 258Z\"/></svg>",
    "mask_w": 264,
    "mask_h": 264
}]
</instances>
